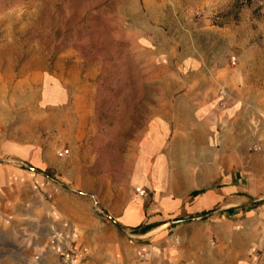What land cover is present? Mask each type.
Masks as SVG:
<instances>
[{"label": "rangeland", "instance_id": "obj_1", "mask_svg": "<svg viewBox=\"0 0 264 264\" xmlns=\"http://www.w3.org/2000/svg\"><path fill=\"white\" fill-rule=\"evenodd\" d=\"M157 119L221 120L218 147L263 151L264 0H0L1 196L103 215L129 185L148 202L207 153Z\"/></svg>", "mask_w": 264, "mask_h": 264}, {"label": "crops", "instance_id": "obj_2", "mask_svg": "<svg viewBox=\"0 0 264 264\" xmlns=\"http://www.w3.org/2000/svg\"><path fill=\"white\" fill-rule=\"evenodd\" d=\"M165 121L154 120V126L168 124L173 141L207 150L194 156L192 168L177 169L186 181L157 183L148 202L127 185L111 193L116 203L103 200V215L92 213L94 199L87 212L74 204L67 211L45 190L0 195V264H30L33 253L42 255L41 264H62L44 232L51 226L69 233L74 246L88 248L73 264H264V149L244 153L234 137L225 150V133L218 147L221 120ZM218 148L224 151L215 156ZM162 188L186 190L170 197ZM111 223L125 228L120 246Z\"/></svg>", "mask_w": 264, "mask_h": 264}, {"label": "built area", "instance_id": "obj_3", "mask_svg": "<svg viewBox=\"0 0 264 264\" xmlns=\"http://www.w3.org/2000/svg\"><path fill=\"white\" fill-rule=\"evenodd\" d=\"M147 188L142 186H136L135 192L141 197L145 198L148 196ZM25 207H30V202L25 203ZM44 232L50 237L53 243V249L55 254L60 258L62 264H73L75 258H85L88 254V248L85 246H74L71 243V235L66 232L58 230L57 227L51 226L45 228ZM30 264H41L42 255L39 253H33L30 255Z\"/></svg>", "mask_w": 264, "mask_h": 264}]
</instances>
